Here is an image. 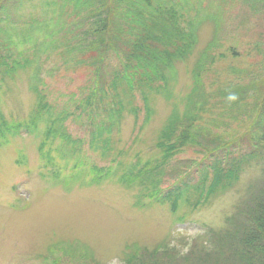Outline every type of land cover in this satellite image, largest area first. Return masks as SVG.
<instances>
[{
	"label": "rangeland",
	"instance_id": "374dc122",
	"mask_svg": "<svg viewBox=\"0 0 264 264\" xmlns=\"http://www.w3.org/2000/svg\"><path fill=\"white\" fill-rule=\"evenodd\" d=\"M150 3L187 51L129 88L126 49L91 43L80 2L0 0L2 62H25L0 73V119L30 129L0 135V264H143L168 241L184 254L264 168V0Z\"/></svg>",
	"mask_w": 264,
	"mask_h": 264
},
{
	"label": "trees",
	"instance_id": "16d2710c",
	"mask_svg": "<svg viewBox=\"0 0 264 264\" xmlns=\"http://www.w3.org/2000/svg\"><path fill=\"white\" fill-rule=\"evenodd\" d=\"M76 1L78 4L81 3V7H75L78 9L77 12L85 11L80 24L89 18L94 23H98L95 33H90L92 36L95 35L91 43L100 48L102 46L108 48L110 42L107 41L114 35L120 46L126 49L124 57L118 56L121 58L119 61L121 71H117L116 76L118 81L125 82L129 88L133 86L126 80H133L132 83H134L143 77L144 71H147L141 66L147 64L149 67L148 63L159 65V69L154 70H157V75L161 76L164 70V67L160 68L161 65L171 62L172 57L182 53L183 50L187 51L183 49L184 33L179 34L177 28L175 29L177 17L175 13H171V8H165L164 5L150 8L151 0H113L111 5L108 4V0ZM122 4L126 5L125 15L118 12ZM147 9L150 11L148 12ZM163 23L168 24L167 28L164 29V26L158 28ZM151 24L157 25L151 26ZM127 28L130 32L133 31L131 38L121 36ZM188 41L191 43L190 36L187 38ZM113 50L115 53L118 51V49ZM23 58L24 55L15 56L4 64L0 57V64L5 67L0 69V73L6 76L7 73H12L16 68L24 66ZM96 60V63L101 65L102 56ZM100 65L97 69L101 71L104 66ZM150 71L152 70L147 72L150 73ZM148 76L144 77L151 78ZM113 79L112 77L110 82L116 87L117 82ZM149 80L153 81L152 78ZM95 94L94 91H90L86 96L87 101H90ZM105 97L106 94L101 91L99 99H105ZM111 113L112 119L105 122L108 131L113 127L117 117L121 116L119 110H112ZM31 120V122L35 121V119ZM27 127V125L11 124L5 119H0V135L9 130L12 134H20ZM28 130L30 131L29 127ZM56 132L58 130L52 125V135ZM261 132L264 137V122ZM61 135L65 136V132H61ZM241 191L238 202L234 205L222 229H207L205 233L191 241L188 251L184 254L175 250V245L171 246L168 241L166 245L162 244L155 248L148 262L143 264H264V168H261L259 172L254 171ZM134 262L130 264H135Z\"/></svg>",
	"mask_w": 264,
	"mask_h": 264
}]
</instances>
